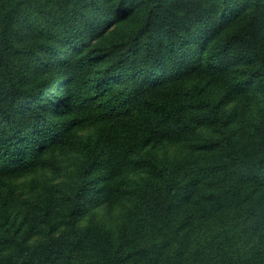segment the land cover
<instances>
[{"label": "trees", "instance_id": "16d2710c", "mask_svg": "<svg viewBox=\"0 0 264 264\" xmlns=\"http://www.w3.org/2000/svg\"><path fill=\"white\" fill-rule=\"evenodd\" d=\"M63 151L79 166L36 200L30 244L11 181ZM117 193L136 199L122 238L81 225ZM0 248V264H264V0H0Z\"/></svg>", "mask_w": 264, "mask_h": 264}, {"label": "rangeland", "instance_id": "374dc122", "mask_svg": "<svg viewBox=\"0 0 264 264\" xmlns=\"http://www.w3.org/2000/svg\"><path fill=\"white\" fill-rule=\"evenodd\" d=\"M261 99V95L252 96L250 100L237 101L240 109L248 103L251 107L256 105ZM232 104V103H231ZM244 121L247 120L240 118ZM243 123V122H242ZM160 148V149H159ZM158 153L162 157H167L172 160L181 159L187 155L185 147L180 144L176 145H163L159 147ZM79 153L76 152H58L51 157L50 163L46 166L39 168L34 172L22 175L11 181V188L15 190L12 204L15 208L13 213L22 219H26L23 232L29 231V243L38 244L46 237L42 233V225L34 220L33 211L36 206V200L41 196L48 193L52 186L69 181L73 174L77 171L79 166ZM2 191H5L1 189ZM118 194V193H117ZM119 198L113 196H105L104 201L99 206L94 207L88 212L84 213L81 219L83 227H89L95 232L97 228L102 227L111 231L113 240L122 238L123 223L129 221V215L133 203L136 201L135 197H129L123 194H118ZM61 222V221H60ZM59 222L58 227L62 224ZM130 222V221H129ZM131 227V225H129ZM128 230V229H127ZM132 232L129 243L135 244L139 242V235L136 234L134 227L129 228ZM7 253L6 249L0 248V259ZM80 264H109L106 260L102 259L98 254L93 251L84 252L79 258Z\"/></svg>", "mask_w": 264, "mask_h": 264}]
</instances>
